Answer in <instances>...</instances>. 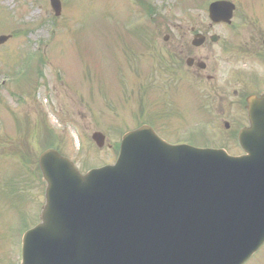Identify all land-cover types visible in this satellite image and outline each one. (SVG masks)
Instances as JSON below:
<instances>
[{"label":"rangeland","instance_id":"rangeland-1","mask_svg":"<svg viewBox=\"0 0 264 264\" xmlns=\"http://www.w3.org/2000/svg\"><path fill=\"white\" fill-rule=\"evenodd\" d=\"M126 1L61 0L63 12L55 17L47 0H0V36H11L0 46V84L9 78L4 89L0 85V264L18 261L22 236L37 224L44 203L43 184L38 191L31 179L26 178L25 185L16 176L23 165L10 150L23 151L17 144L23 137L16 132L18 120L24 129L28 122L21 121L37 126V135L30 132L25 142L34 147L32 159L45 148L39 134L44 124L53 130V146L82 173L112 164L121 136L147 122L169 143L197 146L213 141L209 134L203 135L209 140L200 137L210 132L196 120L206 121L205 112L192 91H183L187 85L195 86L190 76L183 73L174 84L164 85L172 74L163 77L158 70L170 52L162 36L170 34L175 43L180 36L189 38L191 28H205L213 0H145L155 18L167 21L165 25L151 22L137 4ZM147 31L153 36L150 52L133 37L142 32L145 42ZM26 59L33 70L41 59L37 79L38 70H27ZM14 73L22 74V79L13 80ZM14 95L27 99L22 103ZM163 102L173 112L170 121ZM155 106L158 114L149 117ZM96 132L106 137L102 149L91 139ZM215 142L214 146L222 144Z\"/></svg>","mask_w":264,"mask_h":264},{"label":"water","instance_id":"water-1","mask_svg":"<svg viewBox=\"0 0 264 264\" xmlns=\"http://www.w3.org/2000/svg\"><path fill=\"white\" fill-rule=\"evenodd\" d=\"M229 10L214 3L210 18L226 20ZM248 114L249 130L264 135V95ZM244 139L242 131V147ZM259 146L250 159L232 158L170 146L142 127L123 137L114 166L85 176L47 151L39 159L46 203L23 237V264H239L264 241V140Z\"/></svg>","mask_w":264,"mask_h":264},{"label":"flooded vegetation","instance_id":"flooded-vegetation-1","mask_svg":"<svg viewBox=\"0 0 264 264\" xmlns=\"http://www.w3.org/2000/svg\"><path fill=\"white\" fill-rule=\"evenodd\" d=\"M226 1L233 6L228 23L208 20L205 28L190 29L191 38L183 35L171 44L169 36L165 42L175 53L171 67L195 83L204 122H217L223 147L238 156L244 154L238 134L247 126V102L264 92V0ZM244 264H264V244Z\"/></svg>","mask_w":264,"mask_h":264}]
</instances>
